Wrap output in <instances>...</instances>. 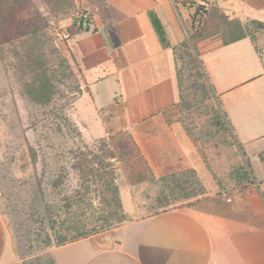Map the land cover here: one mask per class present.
<instances>
[{"label":"crops","instance_id":"obj_1","mask_svg":"<svg viewBox=\"0 0 264 264\" xmlns=\"http://www.w3.org/2000/svg\"><path fill=\"white\" fill-rule=\"evenodd\" d=\"M205 2L229 19L264 22V0ZM82 7L90 24L76 29L68 46L85 86L78 100L87 108V138L127 131L153 176L192 170L203 179L202 154L176 117L174 48L188 38L177 2L83 0ZM259 33L260 40L219 42L199 55L250 164L244 194L227 212L182 206L131 216L110 230L48 248L54 264H264V29ZM0 264H20L1 218Z\"/></svg>","mask_w":264,"mask_h":264},{"label":"rangeland","instance_id":"obj_2","mask_svg":"<svg viewBox=\"0 0 264 264\" xmlns=\"http://www.w3.org/2000/svg\"><path fill=\"white\" fill-rule=\"evenodd\" d=\"M175 1L182 10V20L187 33H194L198 29L205 31L204 36L198 38L195 43L198 52L222 42L221 32L225 23H221V18L217 15H212L213 5L206 3V0ZM82 2L83 0H20V4H15L13 18L9 20L13 30L8 29V35H12L16 24L19 26L39 18L48 39L45 46L46 66L52 73H65L66 69L58 62L59 51L67 58L71 70L75 73L74 76L61 80L58 84L60 90L48 106L35 105L25 96L10 55L11 46L5 43L6 36H0V218L20 264H48L47 250L40 247L37 241L43 228L42 215L39 214L38 208L41 200L38 188L42 184L43 166L39 157L35 162H31L28 149H38L35 145L39 139L41 120L49 116L54 104L55 107L64 105L63 112L75 124L80 134L79 139L90 148H97L100 142V138H87V108L78 100L85 86L77 65L69 56L68 42L79 27L80 13H89L82 7ZM249 31L255 41L260 40L261 30L250 26ZM76 84H79V94L73 93ZM183 116L184 112L176 113L179 120H182ZM217 129L220 132L218 126L208 124L203 129L207 134L203 137L201 134L199 138L198 147L202 149L206 176L202 179L194 171L188 170L182 177L187 186L197 189V193L188 198L171 196L166 182L152 175L145 160L139 158L140 155L134 149L121 154L116 148L117 160H120L116 168V182L120 199V189L124 196V203L121 200V204L125 219L108 230L131 219V216H149L171 207L192 206L227 212V206L233 204L239 199L238 196H242L247 190V183L249 185L251 182V168L233 136L230 137L225 131L221 138H216L215 135L212 137L208 133ZM62 130L64 139L70 143L74 133L68 135L65 127ZM203 142L207 143L204 145ZM243 174H246L245 179ZM71 183L75 185V179H72ZM163 192L168 194L165 200L160 199ZM130 194L134 196L133 203ZM92 201L94 206H99L98 198L95 199L93 195ZM126 210L130 213L127 214ZM104 215L105 212L97 209L94 213H87V221L90 224L101 221Z\"/></svg>","mask_w":264,"mask_h":264},{"label":"trees","instance_id":"obj_3","mask_svg":"<svg viewBox=\"0 0 264 264\" xmlns=\"http://www.w3.org/2000/svg\"><path fill=\"white\" fill-rule=\"evenodd\" d=\"M15 4H20V0H0V36H6L5 43L11 46L10 55L25 96L35 105L48 106L55 99L57 91L59 92L58 84L61 80L74 76L75 73L71 70L67 58L59 51L58 62L66 69L65 73H52L46 66L45 46L48 39L39 18L19 26L16 24L14 34L8 35V29L13 30L9 20L13 18ZM212 15H217L221 18V23H225L221 32L222 43L251 36L250 26L256 30L264 29V22L258 20L243 23L237 19H228L216 6H212ZM151 20L161 41L168 45L163 27L153 11ZM78 28L83 27L79 25ZM204 33V30L198 29L188 34V38L174 48L180 96L176 109L185 113L181 123L197 147L200 135L203 137L207 134L203 129L208 124L218 126L222 130L208 132L212 137L215 135L216 138H221L223 131L230 137L233 136L229 121L215 97L214 89L199 58L200 52L196 48V41L203 37ZM74 89L73 93H80L79 84L74 85ZM63 107L64 105L55 107L54 104L49 116L41 120L39 139L35 145L38 149L28 148L31 162H35L39 157L43 166L42 184L38 188V193L41 194L38 208L39 214L42 215L43 228L37 241L44 250L108 230L125 219L116 182V168L120 161L117 160L116 148L121 154L134 149L140 155L139 158L144 159L127 131L100 138L97 148L87 147V144L79 139L80 134L75 124L63 112ZM63 127L68 131V135L74 133L70 143L64 139ZM206 143L203 142L204 145ZM198 150L202 154V149L198 147ZM259 158L264 161V150L259 153ZM186 171L188 170L160 177L166 182L171 196L188 198L197 193V189H192L183 182L182 177ZM242 177L245 179L246 174ZM72 179H75V185L71 183ZM92 195L95 199L98 198L99 206L93 205ZM160 197L165 200L168 194L163 192ZM97 209L105 212V215L101 221L90 224L87 221V213H94ZM48 264H54L50 256Z\"/></svg>","mask_w":264,"mask_h":264},{"label":"built area","instance_id":"obj_4","mask_svg":"<svg viewBox=\"0 0 264 264\" xmlns=\"http://www.w3.org/2000/svg\"><path fill=\"white\" fill-rule=\"evenodd\" d=\"M89 24H90V14L87 11H82L80 13L79 25H81L83 28H86L89 26Z\"/></svg>","mask_w":264,"mask_h":264}]
</instances>
